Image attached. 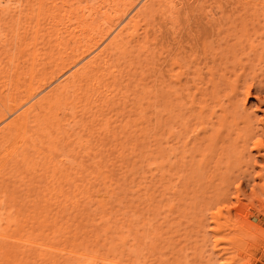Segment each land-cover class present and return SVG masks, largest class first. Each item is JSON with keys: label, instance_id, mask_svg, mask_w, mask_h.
<instances>
[{"label": "bare ground", "instance_id": "bare-ground-1", "mask_svg": "<svg viewBox=\"0 0 264 264\" xmlns=\"http://www.w3.org/2000/svg\"><path fill=\"white\" fill-rule=\"evenodd\" d=\"M262 7L264 0H0V13L22 20L34 34L28 46L34 47L32 53L28 48L33 63L23 88L20 74H2L0 64V221L15 223L9 215L19 214L9 205L13 194L6 180L25 167L36 171V164L55 175L58 166L40 144L57 150L63 135L66 142L82 135L83 118L96 119L98 101L110 102L116 95V56L135 43L145 48L150 63L151 181L165 182L172 199L190 214L204 264L255 263L251 256L264 240L254 214L264 215V46H251L241 59L231 48L219 49V36L245 26L237 21L244 19V10ZM38 36L43 53L36 50ZM37 57L43 63L40 73ZM17 67L12 69L18 72ZM250 98L255 101L247 105ZM138 108L145 110L141 103ZM167 125V144H162ZM57 250L77 264H131L77 249ZM171 258L141 264H175Z\"/></svg>", "mask_w": 264, "mask_h": 264}, {"label": "rangeland", "instance_id": "rangeland-1", "mask_svg": "<svg viewBox=\"0 0 264 264\" xmlns=\"http://www.w3.org/2000/svg\"><path fill=\"white\" fill-rule=\"evenodd\" d=\"M247 10H244V19L237 20L243 21L245 26L223 31L219 36L222 38L219 49L227 48L228 51L231 48L230 51L241 59L246 58L251 46H264V7ZM21 21H14L0 13V64L2 74L6 71L9 75L12 73L13 77L14 73L20 74L18 76L22 78L19 81L26 83L28 69L33 63L30 51L34 48L32 45L30 50L31 46H28L33 44L31 40L34 34L33 29ZM38 38L36 50L41 48L37 51L43 53V39L41 36ZM25 40H30V43L26 45ZM41 53L38 57L43 56ZM38 57L34 58V65L39 69L36 73L43 70V63L39 64ZM8 58H11L10 61ZM115 63L116 95L110 102L98 101L94 108L99 115L96 119H92V116L83 118L86 128L82 135L72 136L67 142L66 135H63L59 145L57 143V150L55 147L48 148L47 142L40 144L58 166L55 171L56 166L52 164L55 175L50 176L53 171H49V168L46 169L49 173L45 174V169L39 170L36 164V171L31 170L35 167H25L6 180V189L13 194L9 205L19 214L9 215V219H17L15 223L6 219L0 221V232L6 235L0 236V264H77L73 256L57 250L62 247L100 254L114 260L121 258L131 264H141L158 257H172L170 261L174 260L175 264H184L186 258L192 261L190 264L204 262L198 257L200 237L193 233L190 214H184L183 204H176V200L172 199L165 182L150 179L147 158L148 145L151 144L147 123L150 111L148 113L146 105L150 83L148 53L144 47L132 43L123 54L116 56ZM15 66L18 72L14 71ZM36 67L33 69L37 70ZM22 83L19 82L20 88L25 86ZM254 101V98H250L247 105ZM138 103L145 107L143 113H139ZM166 128L168 125L163 128L165 132L160 134H166L162 138L164 141H160L162 144L168 136L169 128ZM85 140L87 142L83 144ZM245 190L250 199L249 195L253 196L250 188L246 187ZM262 196L260 199H264ZM248 199L243 200L247 203ZM39 212L42 216H38ZM254 214L264 228V215ZM249 219L257 222L255 217ZM196 250L198 253L195 255ZM252 256L251 263L264 264V240H259V247L254 249Z\"/></svg>", "mask_w": 264, "mask_h": 264}]
</instances>
